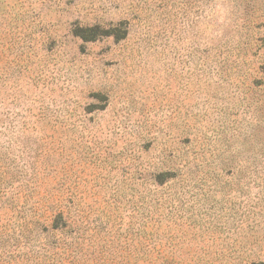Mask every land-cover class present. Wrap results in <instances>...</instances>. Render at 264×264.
<instances>
[{
  "label": "rangeland",
  "instance_id": "rangeland-1",
  "mask_svg": "<svg viewBox=\"0 0 264 264\" xmlns=\"http://www.w3.org/2000/svg\"><path fill=\"white\" fill-rule=\"evenodd\" d=\"M0 264H264V0H0Z\"/></svg>",
  "mask_w": 264,
  "mask_h": 264
}]
</instances>
